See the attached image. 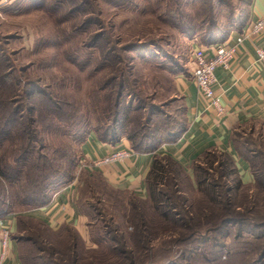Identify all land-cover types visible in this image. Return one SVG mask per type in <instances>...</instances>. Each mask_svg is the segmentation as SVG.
Segmentation results:
<instances>
[{"label": "rangeland", "instance_id": "obj_1", "mask_svg": "<svg viewBox=\"0 0 264 264\" xmlns=\"http://www.w3.org/2000/svg\"><path fill=\"white\" fill-rule=\"evenodd\" d=\"M251 12L252 0H0V136L18 125L12 137L0 145V159L6 170L19 176L24 157L32 153L36 167L31 174L41 176L39 169L43 168L49 169L51 177L74 174L73 200L86 221L85 226H72L87 247H96L91 233L108 225L110 213H115L113 225L118 223L121 229H129L121 215L122 197L104 185L97 174L81 170L80 163L74 164L80 154L75 138L94 129L102 133L116 127L122 132L126 125L139 133L137 141L149 134L163 137L174 129L180 132L186 121L178 85L181 75L190 72L191 47L209 42L213 34L224 35L235 25H246ZM104 39L106 48L114 49L113 54L117 55H112L114 63L109 59L111 55L104 60ZM120 81L125 82V105L144 103L147 110L130 114L131 123L110 126L109 119L100 120L98 107L108 103L105 93H114ZM131 89L136 93L133 97L127 95ZM148 111L153 112L150 122L143 118ZM31 115L35 118L33 123L28 119ZM18 120L25 122L23 128ZM233 139L235 161L240 154L262 167L264 129L260 125L238 128ZM183 177L180 189L195 201L196 190L186 174ZM232 178L230 185L234 186L236 181ZM243 183L230 196L236 205H241V213L264 220L263 192L258 191L257 211L251 213V206H246L253 192L248 190L250 184ZM38 185L33 187L39 188ZM13 196L12 185L0 176V201H5V206L0 202V207L9 209L6 206ZM125 199L129 202L130 195ZM29 211L20 213L17 237L37 236L44 231ZM212 221L210 225H216L215 218ZM161 222L153 223L160 227ZM256 223L243 220L221 224V229L195 239L181 234L166 236L167 242L150 252L154 256L150 260L162 263V259L169 258L177 264H264V256L261 262L254 261L258 256L243 252L256 238L259 241L254 245L264 248V226ZM167 224L163 221V226ZM51 228L57 230L58 226ZM21 247L28 256L36 252L29 242L22 241ZM7 251L0 264L8 258ZM143 254L140 251L136 255ZM109 256L100 252L96 262L106 264ZM31 263L38 262L31 259Z\"/></svg>", "mask_w": 264, "mask_h": 264}, {"label": "trees", "instance_id": "obj_2", "mask_svg": "<svg viewBox=\"0 0 264 264\" xmlns=\"http://www.w3.org/2000/svg\"><path fill=\"white\" fill-rule=\"evenodd\" d=\"M243 26V25H242ZM242 26L235 25L224 35L213 34L210 37L209 42L204 45L216 44L224 41L233 28H241ZM106 40L104 39L101 48L105 53L104 60L109 58L111 62H115L113 56L114 49L109 50L105 46ZM118 60V59H117ZM104 66L106 63L103 64ZM188 72V71H187ZM188 76L191 72H188ZM125 82L120 81L117 88L113 89L114 93H105V97L108 100L107 104H101L98 107L100 120L109 119L111 121L110 126H117L124 121L133 122L129 118L130 114L138 112V110H147L144 103L136 106L133 102L129 105H125ZM130 89V88H128ZM136 94L133 89L129 91L127 95ZM56 108H59L56 105ZM143 118L147 121L153 120V112L148 111ZM31 123L34 122V115L28 118ZM17 121V120H16ZM20 128L24 127L22 120H18ZM127 126V125H126ZM124 127L122 132H118L116 127L108 129L100 133L94 129L96 136L111 143H115L122 137H126L130 141L132 150L135 151H155L161 144L165 142H171L178 139L185 131L186 125L178 132V129L169 131L166 136L153 137L151 134L145 135L143 139L137 141L139 133L134 130L133 127ZM18 129V125L13 129ZM8 130L2 132L0 136V145L10 136L15 130ZM27 129V128H26ZM13 131V132H12ZM236 131V130H235ZM232 135V143H234V133ZM108 132V133H107ZM92 130L86 132V135L75 138V142H78V153L80 152L78 159H74V164H79L80 158L86 156L82 151V144L85 142ZM29 134V133H28ZM146 138L149 141H145ZM80 146V147H79ZM218 153V155H216ZM239 156L247 160L250 164L254 181L248 186V190L252 197L249 204L251 206L249 211L251 213L256 212V195L258 191L264 194V162L261 163L262 167H259V163L252 159H248L239 154ZM24 165L19 168L20 175L17 177L12 176L5 168V162L0 159V176L12 185L14 196L6 206L0 207V220L5 218L9 214H14L16 218V230L10 231V237L17 239L19 243L20 258L22 264H33L31 259L38 262L36 264H102L96 262V256L100 252L109 253V261L106 264H177L176 261L168 259H162V263H158L156 260H150L154 256L149 255L151 251L159 246H163L167 240H164L166 236L173 234L186 236L188 239H195L199 236L215 232L222 228L221 224L233 223L243 220L257 221L256 224L264 226V220H257L256 217L249 213V215L240 212L241 205L234 203V200L230 196V192L235 188L241 187L244 183L239 175L236 161L231 153L223 150H210L199 157L192 165L193 178L196 183V198L195 201L185 196V192L180 189V183L184 180L185 169L169 154L153 155V160L150 169L146 175L147 185V197L142 198L137 193L127 190L119 189L113 186L103 174L92 167H81V170H86L89 174H97L104 185H108L118 193L123 199V211L121 212L122 219L129 225V229H121V225L112 221H115V213H110V219L106 223L108 225H102L95 233H91L92 241L96 244V247H87L85 242L81 239L78 231L72 226V223H63L58 226L57 230L52 229L46 221L32 217L35 221H39L40 227L46 232L47 236L42 237L44 231H41V235L17 237L16 231L20 229V213L25 210H32L40 208L49 203L54 196V193L65 188L73 182L74 174H60L54 177L49 176V169H39V174H31L32 168L36 167V162L33 160V154L28 153L27 157H24ZM208 159V160H207ZM204 162L208 164L206 167ZM30 164V165H29ZM27 168V170L24 169ZM38 167H41L39 165ZM91 174V176H92ZM40 176V179H39ZM232 177L235 178L236 185H230ZM39 179L38 181H36ZM38 185L39 188H35ZM35 186V187H33ZM17 187V189H16ZM257 190V191H256ZM130 195L129 202H125V198ZM1 202V201H0ZM5 206V201L1 202ZM245 207V208H246ZM101 216L104 214L98 211ZM17 214V215H16ZM215 218L216 225L212 224V219ZM161 220L160 227H155L154 221ZM206 220V223L202 221ZM163 221L168 224L163 226ZM113 225V226H112ZM90 226L93 227V223L90 222ZM29 242L33 246V252L36 250L33 256H28L24 250L22 251L21 243ZM259 241L256 238L249 246L245 247L244 254L254 256L258 261L264 258V248L260 249L259 246L254 245ZM173 244V241H172ZM258 244V243H257ZM24 248V245H23ZM145 252V254L138 256V252ZM262 257V258H261Z\"/></svg>", "mask_w": 264, "mask_h": 264}, {"label": "crops", "instance_id": "obj_3", "mask_svg": "<svg viewBox=\"0 0 264 264\" xmlns=\"http://www.w3.org/2000/svg\"><path fill=\"white\" fill-rule=\"evenodd\" d=\"M260 17H264V0H252L249 22ZM246 25L233 28L222 42L235 43ZM200 45L204 44L199 42L194 44V46ZM258 47H264V33L258 36H245L231 67L216 68L214 87L220 93L221 102L226 107L222 117L203 110L199 103L198 88L192 76L181 75L178 88L184 100L186 129L178 139L161 144L155 151L139 152L132 150L130 141L126 137L111 143L99 139L92 132L82 144L83 153L89 159H95L118 149H129L130 155L124 160L107 163L97 169L113 186L133 191L142 198L147 197L145 179L153 155L169 154L185 169L191 187L196 190L192 165L199 157L215 149L227 151L235 156L232 143L235 130L247 125L251 127L260 125L264 129V63L258 59ZM236 161L242 181L251 184L254 176L249 162L240 157H237ZM73 184L57 191L47 205L32 209L29 214L46 221L52 227L60 226L65 222L77 227L79 224L85 226V216L79 214L73 200ZM6 217V222L14 230L16 228L14 214ZM2 250L4 251L5 247H2L0 242V253ZM6 251L9 252V256L4 264H22L17 239H10Z\"/></svg>", "mask_w": 264, "mask_h": 264}, {"label": "built area", "instance_id": "obj_4", "mask_svg": "<svg viewBox=\"0 0 264 264\" xmlns=\"http://www.w3.org/2000/svg\"><path fill=\"white\" fill-rule=\"evenodd\" d=\"M262 33H264V17L256 18L249 22L233 44L221 41L216 44L203 46L193 45L191 47V76L198 88L199 103L204 111L210 112L217 117H222L225 114L226 107L221 102L220 93L214 87L216 82L215 70L219 66L224 68L231 67L237 50L245 36H258ZM257 54L258 59L264 63V47H258ZM129 155V149H118L95 159L82 156L79 163L81 167L99 168L107 163L122 161ZM5 219L7 217L0 220V240L7 247L10 241V227L8 226L9 224H6ZM5 252L4 250L0 254V262L5 258Z\"/></svg>", "mask_w": 264, "mask_h": 264}]
</instances>
